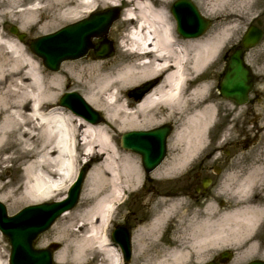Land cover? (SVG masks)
<instances>
[{
    "label": "bare ground",
    "instance_id": "bare-ground-1",
    "mask_svg": "<svg viewBox=\"0 0 264 264\" xmlns=\"http://www.w3.org/2000/svg\"><path fill=\"white\" fill-rule=\"evenodd\" d=\"M125 1L128 6L117 25L124 28L119 54L88 68L78 62L66 63L62 71L52 73L28 51L24 41L1 28L17 23L21 31L38 28L48 33L98 6H121ZM213 1L216 11L235 2ZM244 1L248 7L253 2ZM171 2L0 0V167L24 165L22 181L4 183L2 188L8 190L0 199L17 204L52 199L66 193L80 160L100 161L88 173L81 205L62 214L58 219L63 220L61 226L42 241L58 246L57 264H120L119 250L103 233L104 228L114 214V200L143 177L140 161L133 153H122L110 125L89 122L60 104L68 76L78 79L89 72L86 99L120 131L175 122L169 143L172 155L152 172L153 177H179L208 149L217 148L212 137L221 121L220 106L207 70L217 62L237 24L231 19V9L217 29L198 38H185L177 32ZM148 79L158 81L143 98L127 97L128 90ZM227 107L233 110L229 102ZM227 131L233 135L231 125L225 136ZM235 175L229 172L221 182L220 188L231 187L236 198L227 207L218 203L222 189L206 200L201 210L190 214L182 212L187 203L182 198L160 199L155 217L138 228L144 261L138 264L203 263L210 251L226 245L235 250L233 264L264 260V157L252 159L246 177L235 180ZM161 204L164 207L158 208ZM178 206L183 208L181 213ZM171 220L175 222L173 235L166 247L160 233ZM2 239L0 231V245Z\"/></svg>",
    "mask_w": 264,
    "mask_h": 264
},
{
    "label": "water",
    "instance_id": "water-1",
    "mask_svg": "<svg viewBox=\"0 0 264 264\" xmlns=\"http://www.w3.org/2000/svg\"><path fill=\"white\" fill-rule=\"evenodd\" d=\"M174 12L178 19V28L185 35L198 36L205 32L210 24L208 19L200 15L198 8L191 0L176 2ZM119 14V7L99 11L89 18L68 25L55 33L34 39L32 48L43 57L45 64L53 70H58L61 62L65 59H76L87 55L91 48H94L99 57H108L114 53V49L112 43L104 35L114 20L119 17ZM12 31L18 34L21 39L25 36L15 26L12 27ZM260 33L256 28H250L244 36V45L249 46L252 42L256 43L260 38ZM93 36H102L101 41L93 44L91 41ZM154 83L153 81L147 82L144 86L131 90L130 95L139 99ZM251 86L252 77L242 58V50H237L232 55L228 71L224 76L221 86L222 94L243 103L247 100ZM61 103L84 115L93 123H98L103 119L101 113L88 104L78 92L65 93L61 98ZM169 133L170 127L168 126L150 131H129L123 134L122 145L141 153L144 167L147 172H150L166 155V137ZM147 137L153 138L152 142L155 146L147 142ZM86 171L87 166L82 169L79 179L71 187L69 197L63 201L31 205L13 217L7 215L5 205L0 202V228L11 239V264H54L52 251L35 249L33 241L60 214L76 205ZM127 245L129 246V243ZM249 264H264V262L255 260Z\"/></svg>",
    "mask_w": 264,
    "mask_h": 264
},
{
    "label": "rangeland",
    "instance_id": "rangeland-1",
    "mask_svg": "<svg viewBox=\"0 0 264 264\" xmlns=\"http://www.w3.org/2000/svg\"><path fill=\"white\" fill-rule=\"evenodd\" d=\"M193 1L198 6V8L200 9V11L202 12V14L204 16L212 19L213 23L206 33L217 29L221 25L224 17L228 14L229 10L232 9L231 19H233V21L236 22L237 27L233 31V33L231 34V37H230L229 41L227 42V46H230V45L235 46L237 43L240 42L242 35L248 26V20L250 19V14H249V10H248L250 7H248V5H246L247 4L246 1L243 0L241 3L240 1L235 0L234 3L229 4L228 6L223 8V10H219V11H216V8L213 6V3H215V1H213V0H193ZM173 2H174V0H172L171 5ZM126 5H127V2H124L120 6L122 8L121 11L123 10V7ZM109 6H112V5H101V6H99V8H106ZM169 9H170V6H169ZM257 10H259V9H257ZM119 20H120V17L113 23V25L110 27V30L107 34V36L113 42V46L115 48V54L113 56H111L109 58H105V59H112L113 57L117 56V54H119V38L121 35V31H123V29H124L122 27H120V28L117 27ZM65 24H67V23H64L62 25H65ZM12 25L19 26V24L13 23L11 25H9V24L3 25V26H1V28H5V29L7 28L10 31ZM62 25L53 27L48 32L54 31L57 28L61 27ZM21 32H25L27 34L24 42L26 43V46L28 47V51L30 53H33L30 46H28V44L30 43L32 38L39 36L45 32L38 31V28H32L30 30L21 31ZM36 57L40 61H42V59L39 58L37 55H36ZM105 59H101V58L97 57L93 52H90L87 57H84L82 59L65 61L62 64V67L59 71L52 72V73H58V72L62 71L64 69V66L66 63L75 64L78 62V63H81V65L84 66L85 68H88L91 65H93L94 63L100 62L101 60H105ZM225 69H226V63L223 62L221 59V64H219L217 66L213 65L212 67H209L207 70L208 76L211 77L210 80H211V84H212V87L214 90V94H215V96H217V98H218L217 102L219 103V106H220V110L218 109V112L220 111L219 115H220L221 121L223 123L221 127L225 126L226 121H228L227 111H229L228 107H227L228 102H227L226 98H224L220 95L219 88H218V85L220 84L219 81L221 79V74L223 71H225ZM89 76H90V74L88 71H86L83 75H81V78H78V79L71 77V76H68V79L66 80V84H64V88L60 92V95L66 91L76 90L80 94L85 96L89 92V89H90V80L88 79ZM87 80H89V83L86 82ZM148 80H150V79H148ZM148 80H145L143 82H146ZM143 82H141L140 84H142ZM140 84H138V85H140ZM127 97H129L128 94H127ZM101 112L104 114L103 111H101ZM102 124L110 125V127L109 126L108 127L111 128L113 140L116 142V144L120 148V150H122V153H133L136 160L140 161V167L143 170L142 172H144L142 162H141L142 161L141 156L139 154L133 152V151H129V150L122 148L121 144H120V137H121L122 133L129 131V130H132V129L120 131L119 129H117L116 126H113L111 124V122H107V120H105ZM229 126L230 125H226L223 129H221V130L217 129L216 130V132L213 136V140L215 141L216 139H218V140H216L214 145L217 146V148H215V149H219V150H215V155L210 160L207 159V162H206L207 165H211V166H213V164L221 165V158H222L221 156L223 155L222 149L228 148L230 145V141H228V143L223 141L225 137L229 136L228 131H227L228 135L225 136L227 127H229ZM219 133H220V135H219ZM230 137L232 138V135L229 136V139H230ZM233 137H234V134H233ZM170 140H171V137L169 138V140L167 142L168 154H167L165 161H168V159L172 155L170 147H169ZM259 141H260L259 144H261L262 148H263V149L261 148L263 151L262 154L264 155V138L261 137L259 139ZM259 151H260V149L258 148V145L255 146L253 153H252V156L256 157ZM79 162L80 163L78 166L76 176L78 175L79 169L83 164V163H81L82 162L81 160ZM99 162L100 161H92V162L88 161L86 163L89 164V167L91 169L92 167H94V165L98 164ZM195 166H196V163L193 164L192 168L194 169ZM23 167H24V165L21 164L18 168H15L14 166H12V163H10L8 166L2 165V167H0V175H1V177H0V194L2 192H5V191L7 192V190H8L7 189L8 187L2 188V185L4 183H6V182H11V183L19 182L20 183L22 181L23 172H24ZM90 169H89V171H90ZM197 169H200V167H198V168L194 169V171L190 172V176H189V174H187V175H184L183 177H180V178H176V177L171 176V177H167L164 179H160L158 177H154L152 183H150V181H148L146 179L145 173H143V178L139 182H136V185H134V187L132 189H126L127 193H131L132 195L134 194L133 196L131 195V199L128 200V202H126L123 205L118 206V204H119L118 201L114 200L115 207L118 206L117 208L121 209L120 213L116 212V215H118L117 217L118 218L121 217L122 214H126V215L130 214L129 215L130 219H138L140 217H144L145 215L149 216L150 214H154V212H152V210L153 211L157 210V203L159 202L160 199H162V198L171 199V198H175V197H181V198L185 199L187 203L185 205V207H186L185 210L183 208H180V206H178L179 207L178 210L176 209V207L174 210L180 211V213H181V210L183 209L182 212L184 211V212L190 214L191 211L189 209V201L186 198V196H184V194H182L180 196L171 195L169 193V191L173 192L175 194H179L180 192L182 193L183 190L185 189L186 182H188L189 178H191V176H193L195 174ZM87 176H88V174L86 175L84 182H83V185H82V190H81L79 202L73 208L74 211H76V209H78V207L81 205V203L83 201V193H84L85 189L87 188V184H86ZM146 185H147V187H145ZM221 189L222 190L220 191L221 192L220 201L221 200L225 201V203H224L225 207L234 204L236 202V198H234L231 187L230 188L221 187ZM67 191H66V193H67ZM62 195H63V193H60L59 195H57V197H54L50 200H55L56 198H58V196H62ZM3 201L7 206L9 214L16 213L19 209L23 208L26 205L36 203V202H20L17 204V202H14L12 199H4ZM163 207H164L163 204H161V207L158 206V208H163ZM135 211H138V213H136ZM135 214H137V215H135ZM113 217H114V215H113ZM176 218H178V217H176ZM62 221L63 220H60V222L57 221L58 224H56L57 223L56 222L55 225L47 233H44L42 235L43 237L41 238V241H40L41 243L40 244L38 243V245L40 247L47 246V245H45V243L43 244L42 241L47 240L48 237L50 238V236L52 235V232H54L57 227L61 226ZM2 236L4 237V239H2V242L0 245V250L2 251V253H0V261H2V263H3L6 261L8 262V260H9L11 246H10L9 239L6 236H4L3 233H2ZM45 242H47V241H45ZM55 251L56 250H54V252ZM140 251H141V248L137 249V251L135 250V257L130 262V264H138L137 257L139 256ZM215 254H216L215 251H210L209 259L211 256H213ZM248 259H250V258L247 257L246 260H248ZM244 263L245 262H243L242 264H244ZM54 264H57V261L55 258V253H54Z\"/></svg>",
    "mask_w": 264,
    "mask_h": 264
},
{
    "label": "flooded vegetation",
    "instance_id": "flooded-vegetation-1",
    "mask_svg": "<svg viewBox=\"0 0 264 264\" xmlns=\"http://www.w3.org/2000/svg\"><path fill=\"white\" fill-rule=\"evenodd\" d=\"M256 8H259L258 12H254ZM250 10L252 16L249 25L256 24L263 31L262 38L258 44L244 49V56L252 74L253 85L245 104L240 105L235 100L230 101L233 110L227 111L228 121H226L225 126H232L234 137L232 135L229 147L222 149L223 155L221 156V165H207V159L210 160L215 155V150L205 153L202 156V160H200L198 165L194 168L200 167V169H197L195 174L189 178L188 182L185 184V189L180 193L184 194L188 199L191 212L203 208L206 200L213 197L218 189H221V182L229 172L236 173L234 176L235 180L247 176L252 159L256 158L252 156L255 146L258 145V148L261 150L258 152L257 156L264 157L262 154V145L259 144V139L261 137L264 138V0H253ZM239 47H242L241 40L235 46H231V48H226L222 51V61L227 64L230 55ZM225 126H223L222 129ZM194 169L187 171L186 175L189 174L190 176V172L194 171ZM205 184L207 185L205 186ZM145 187H147V185ZM169 193L174 195L173 192L169 191ZM120 211L121 209L118 210L119 213ZM155 211L152 210L154 214H150L149 216L145 215L138 219H130V214H122L121 217L115 220L116 223L122 225L125 231L130 232L132 240V260L135 257V250L137 251V249L142 247L141 243L137 240V236L140 234L138 228L151 221L155 217ZM135 212L138 213V211ZM173 226L174 220L168 221L167 227L165 225L163 226V228L166 227L165 232L160 233L163 238L161 242H163L166 247L171 245L170 238L173 235ZM146 240L149 243V240ZM174 246H176V244H173V247ZM142 251L143 248H141L139 256L137 257L138 263L139 261L144 262L140 258ZM152 252L156 254L154 250ZM234 258L235 250L229 249L224 250L223 253L220 252L217 256L211 258L210 261L214 264H233L232 260ZM198 264H207V262Z\"/></svg>",
    "mask_w": 264,
    "mask_h": 264
}]
</instances>
